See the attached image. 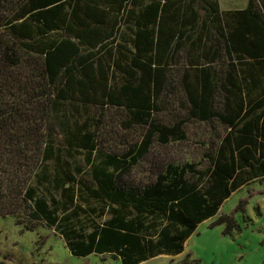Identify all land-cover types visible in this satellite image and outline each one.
Segmentation results:
<instances>
[{
	"label": "trees",
	"instance_id": "trees-1",
	"mask_svg": "<svg viewBox=\"0 0 264 264\" xmlns=\"http://www.w3.org/2000/svg\"><path fill=\"white\" fill-rule=\"evenodd\" d=\"M257 1L222 9L219 0H0V216L26 209L72 254L108 253L121 264L182 252L215 215L209 226L223 224L224 234L240 229L236 212L250 221L247 197L218 210L264 175ZM108 108L124 129L142 131L100 155ZM163 109L168 121L155 116ZM194 119L228 127L209 142L204 168L168 162L141 184L125 179L154 139L183 140ZM194 261L187 253L174 264Z\"/></svg>",
	"mask_w": 264,
	"mask_h": 264
},
{
	"label": "rangeland",
	"instance_id": "rangeland-1",
	"mask_svg": "<svg viewBox=\"0 0 264 264\" xmlns=\"http://www.w3.org/2000/svg\"><path fill=\"white\" fill-rule=\"evenodd\" d=\"M246 1L220 0V5L241 6L245 5ZM155 116H162L167 121L169 119L164 109ZM120 120L119 110L108 108L104 111V124L99 129L97 141L99 150L103 152L99 151L100 155L107 151L121 150V136L124 134L134 139L142 131L140 127L126 130L121 126ZM112 128H115L116 132H113ZM213 129L212 122L194 119L186 125L189 135L186 141L166 145L154 141L149 152L125 174V179L141 184L168 162L193 161L198 168H204L208 161L203 154L206 149L200 142L212 134ZM74 160L83 164L84 156L79 155ZM254 192L258 193L248 198L245 211L250 215V221H243L242 213H235L240 225L239 230L224 234L223 224L210 227L209 223L216 215L197 224L186 239L182 252L176 255L159 254L137 264H174L181 261L187 253L195 259L192 264H264V183L263 188L252 191ZM246 193L245 188L234 191L222 202L218 214L233 211L239 198ZM256 203L260 205L259 214L254 209ZM29 218L26 209L14 216H0V264H121L119 259L109 255L90 253L86 256H76L69 251L57 229Z\"/></svg>",
	"mask_w": 264,
	"mask_h": 264
},
{
	"label": "crops",
	"instance_id": "crops-1",
	"mask_svg": "<svg viewBox=\"0 0 264 264\" xmlns=\"http://www.w3.org/2000/svg\"><path fill=\"white\" fill-rule=\"evenodd\" d=\"M219 4H220V0H219ZM244 5H241V6H227V7H221V5H220V7L222 8V9H227V8H235V7H243ZM192 120H190V121H188V122H191ZM198 121H202V120H198ZM187 122V123H188ZM202 122H205V121H202ZM187 123H186V125H187ZM206 123H208V122H206ZM212 124H213V126H214V131H213V133L212 134H209L204 140H202L200 143L203 145V147H204V149H206L207 148V146L209 145V142L210 141H212V140H215V141H217V140H219V139H221V137H222V135H223V133L225 132V131H227V129H228V127H225L224 125H222L221 123H219L218 121H213L212 122ZM186 127V126H185ZM222 133V134H221ZM220 136V137H219ZM188 137H189V135H188V132H187V137L185 138V139H183V140H170V141H168L167 143H165V145L166 144H168V143H173V142H182V141H186L187 139H188ZM154 141H157L156 139H154L153 141H152V144L154 143ZM158 142V141H157ZM159 143V142H158ZM161 144V143H160ZM205 152V150L203 151V153ZM263 183H264V175H259V176H255V177H252L251 179H249L247 182H245V183H243L242 185H240L239 187H237L235 190H233V191H231V193H230V195L234 192V191H238V190H243L244 188H245V190H247V193L244 195V196H242V197H247V198H249L251 195H253V194H256V193H258V192H254V193H252V191H256V190H258V189H261V188H263ZM255 185V186H254ZM262 193H264V192H262ZM229 195V196H230ZM228 196V197H229ZM227 198V197H226ZM225 198V199H226ZM241 198V197H240ZM224 199V200H225ZM223 200V201H224ZM222 201V202H223ZM222 204V203H221ZM247 204H248V202H247ZM247 204H246V206H247ZM256 205L259 207V211H260V213H261V209H260V205L258 204V203H256ZM221 206V205H220ZM246 206H245V211H246ZM254 207H255V205H254ZM220 208V207H219ZM218 212H219V210H218ZM246 213V212H245ZM104 214H108L106 211L104 212ZM247 214V213H246ZM249 217H250V215L249 214H247ZM216 216V215H215ZM251 218V217H250ZM52 228V227H51ZM185 244V243H184ZM97 254H99V255H109L108 253H97Z\"/></svg>",
	"mask_w": 264,
	"mask_h": 264
}]
</instances>
